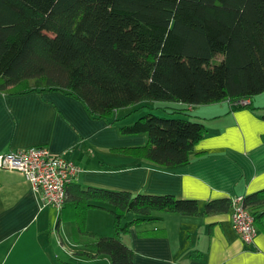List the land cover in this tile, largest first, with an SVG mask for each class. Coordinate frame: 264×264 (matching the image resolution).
<instances>
[{"label":"trees","instance_id":"trees-1","mask_svg":"<svg viewBox=\"0 0 264 264\" xmlns=\"http://www.w3.org/2000/svg\"><path fill=\"white\" fill-rule=\"evenodd\" d=\"M11 86L63 92L102 119L134 106L139 115L119 132L143 133L146 142L130 151L162 167L185 164L206 131L189 107L226 100L233 109L252 108L264 91V0H0V93ZM241 100L248 103L235 104ZM148 102L176 105L156 114ZM243 204L255 227H264V188L243 196ZM90 207L110 211L112 235L85 230ZM230 208L229 198L209 199L199 211L195 199L71 181L57 224L72 219L76 233L91 240L72 253L85 261L65 263L106 256L110 264H133L122 239L130 226L159 212Z\"/></svg>","mask_w":264,"mask_h":264},{"label":"crops","instance_id":"crops-1","mask_svg":"<svg viewBox=\"0 0 264 264\" xmlns=\"http://www.w3.org/2000/svg\"><path fill=\"white\" fill-rule=\"evenodd\" d=\"M256 97L252 108L233 109L226 100L205 104L200 115H195L205 125V135L190 152L189 161L162 167L130 151L145 144V134L119 132L120 125L139 115L136 107L102 119L63 92H20L11 86L0 93V154L45 146L79 167L72 182L81 187L169 193L195 199L200 211L209 199L231 200L264 188V98L262 94ZM60 210L44 203L21 172L0 169V264H66L68 260L50 250L53 239L65 255L83 249L91 238L76 233L79 239L73 241L62 235L60 228L66 222L76 230L72 219L57 224ZM109 212L88 208L85 229L113 234L112 219L103 226L97 221L109 217ZM157 216L130 226L123 235L133 250V264H264V227L258 222L253 241L244 244L232 227L231 208L210 214ZM93 217L96 224L88 229ZM131 217L126 214L123 220ZM53 221L57 235L51 237ZM100 259L110 264L106 256L98 257L95 264Z\"/></svg>","mask_w":264,"mask_h":264},{"label":"built area","instance_id":"built-area-1","mask_svg":"<svg viewBox=\"0 0 264 264\" xmlns=\"http://www.w3.org/2000/svg\"><path fill=\"white\" fill-rule=\"evenodd\" d=\"M248 100L235 104L243 105ZM0 169L16 170L22 173L33 188L42 195L44 203L61 207L65 201V187L79 171L72 161L53 155L44 146L9 150L0 154ZM231 224L244 244L253 241L256 234L254 220L243 197L231 199Z\"/></svg>","mask_w":264,"mask_h":264},{"label":"rangeland","instance_id":"rangeland-1","mask_svg":"<svg viewBox=\"0 0 264 264\" xmlns=\"http://www.w3.org/2000/svg\"><path fill=\"white\" fill-rule=\"evenodd\" d=\"M262 97L264 98V91L262 93ZM257 96V95H256ZM253 97V98H259V97ZM148 104H151V105H156L158 108H155V109H151L152 112L154 113H161L163 112L162 111V106L164 105H169V104H173V103H168V102H148ZM173 105H176V104H173ZM204 106H206L205 104H202V105H196V106H192V109L190 110L191 107H189V110L190 112L193 114V115H200L199 113L203 110ZM145 110V108H143ZM124 110V111H123ZM128 110H130V107H126V108H121L119 109V112H120V115H122L123 113H126ZM141 110V109H140ZM162 218L166 217V216H170V215H174L176 213H166V212H159L158 213ZM108 216L109 217H100L99 219H97V221H99L100 223H103L102 225L100 226H103L107 220H111L112 219V216L110 215V212L108 213ZM127 218V217H126ZM96 224V218H90L89 222H88V229L91 228V226H94ZM71 227V223L70 222H66L64 223L61 228H60V232L62 235H67L68 237H71V239H73V241H78L79 238H77V236H75L76 232L73 230L70 229ZM86 230V229H85ZM50 231H51V234L53 237V235H57V230H56V227H55V221L52 222V225L50 227ZM112 235V234H111ZM75 238H77L76 240H74ZM57 240L56 239H53V241L50 243L49 245V248L50 250L52 251V253H55L57 255H59L61 257V259H65L68 260V261H71V262H74L76 261V258L75 257L76 255L71 254L69 255H65L62 251H60V247L57 245ZM67 247H70L67 245ZM57 248V249H55ZM83 248H86L85 246H83ZM101 260V261H100ZM99 260V264H105L104 261H102V259Z\"/></svg>","mask_w":264,"mask_h":264}]
</instances>
